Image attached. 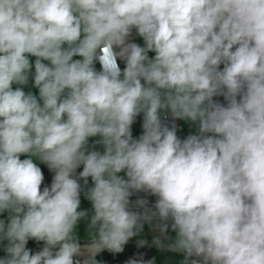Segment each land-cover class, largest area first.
Listing matches in <instances>:
<instances>
[{
    "label": "clouds",
    "instance_id": "obj_1",
    "mask_svg": "<svg viewBox=\"0 0 264 264\" xmlns=\"http://www.w3.org/2000/svg\"><path fill=\"white\" fill-rule=\"evenodd\" d=\"M134 29L143 47L129 41ZM29 55L42 104L19 87ZM176 119L198 132L180 139ZM97 136L102 153L89 150ZM36 160L54 172L43 190ZM140 192L155 203L130 200ZM4 212L0 264H101L145 224L181 264H264V0H0ZM29 239L43 249L33 254Z\"/></svg>",
    "mask_w": 264,
    "mask_h": 264
},
{
    "label": "crops",
    "instance_id": "obj_2",
    "mask_svg": "<svg viewBox=\"0 0 264 264\" xmlns=\"http://www.w3.org/2000/svg\"><path fill=\"white\" fill-rule=\"evenodd\" d=\"M129 41L130 42H134L139 44L140 46H144V41L141 37L136 35L135 29L133 30L132 35L129 37ZM149 58H153L155 56L154 52H149L148 53ZM30 63L32 65L31 68V72L29 75V80L27 85H23V86H19V85H13V89H15L16 87H23V90L27 93V92H31L33 95H35L39 101V89L36 88L34 86V72H35V68H34V64H35V60L36 57L29 55L28 56ZM73 59H81V57L76 56ZM45 64H48V61H42ZM120 63L125 66L124 61L120 60ZM95 68L96 70L98 69V64L97 62L95 63ZM221 98L222 96H217L214 97V100L218 101L221 103ZM42 104V101H39ZM142 123H143V114L141 113L140 115H138L136 117L135 122L132 125L131 131H132V136L134 139H138L139 136L142 134L143 129H142ZM178 135V134H177ZM179 137L184 138L182 135H178ZM100 137H90L89 141H88V145H89V150H96L99 152H103L104 151V147L102 144H95L96 140H99ZM95 144V147L93 148V145ZM27 158L26 156H21V159H25ZM38 166L41 168L42 172H43V176H44V180L42 182L41 185V190H43L44 187H50L51 183H52V179L54 176V172H52L48 166L44 163H41L39 160L35 161ZM83 170V166L81 165L78 169H76V173L75 175L78 177L79 173ZM121 175L123 176L124 173H121ZM79 183L82 186L83 191L81 192V205H80V210H86L88 212V217L84 220H81L79 222V224L77 225V235L79 237V241L80 243L83 245L85 243L88 242L89 240V236H88V223L90 222V218L91 215L93 214V209H92V204L91 201H89L85 195H84V191H87L88 188L94 186L93 182L91 180V178H88V184L84 185V181L81 179L79 180ZM8 213L4 212L2 214H0V220H4L6 223L8 221ZM173 234V231L171 232ZM140 240H147V230L146 232L142 235V237L138 238V239H130L128 241V243L124 246V250L122 252L119 253H112L109 252L107 250H104L102 252H100L97 256H96V260L101 262V264H128V262L132 259H139V256L141 254H146L149 256V261L150 260V251L152 250L151 248H148L146 245L144 246H139V241ZM130 242H136L137 244H131ZM7 244V241H4L3 243H0V258H4L7 253L5 251V246ZM26 247L28 249L31 250V252L34 254L40 250L43 249L44 247V242L43 241H36L34 239H29ZM76 259H81L83 260L84 257H76Z\"/></svg>",
    "mask_w": 264,
    "mask_h": 264
},
{
    "label": "rangeland",
    "instance_id": "obj_3",
    "mask_svg": "<svg viewBox=\"0 0 264 264\" xmlns=\"http://www.w3.org/2000/svg\"><path fill=\"white\" fill-rule=\"evenodd\" d=\"M198 126L190 121L179 119L177 124V134L186 138L190 134H196ZM153 233H147V241H152ZM169 237H175V232L171 233ZM150 260L154 264H181L183 260V253L173 252L167 248L159 249L157 247L150 251Z\"/></svg>",
    "mask_w": 264,
    "mask_h": 264
},
{
    "label": "built area",
    "instance_id": "obj_4",
    "mask_svg": "<svg viewBox=\"0 0 264 264\" xmlns=\"http://www.w3.org/2000/svg\"><path fill=\"white\" fill-rule=\"evenodd\" d=\"M118 62V64H119V67L121 68V70H123V68L125 67V66H123L121 63H120V60H118L117 61ZM97 64H98V69H97V71H100L101 70V64L99 63V61H97ZM223 68V65H221V69ZM221 104H227V101L224 99V97L222 96V98H221ZM165 116H167V119L168 120H171L172 118H171V116H170V114H162V119H164V117ZM178 122H179V119H176L175 120V123H176V125L178 124ZM179 137V136H178ZM180 139H184V138H182V137H179ZM125 175V174H124ZM126 178V177H125ZM80 197H81V195H80ZM138 198H145V199H147L148 200V202H149V204H148V206L149 207H151L154 203H155V201H156V199H157V197H155V196H153V195H149V194H146V193H143V192H140V193H136V194H134L132 197H130V200L131 201H133V202H135ZM170 223V222H169ZM147 226H148V228H147V233H153L154 234V236H156V235H159V232L158 231H153V229L147 224ZM171 232H172V230H171V228H169V231H168V236H170V234H171ZM131 244H137L136 242H130ZM146 246L148 247V248H151V249H153V248H155L156 246L154 245V244H152V241H147V244H146Z\"/></svg>",
    "mask_w": 264,
    "mask_h": 264
},
{
    "label": "trees",
    "instance_id": "obj_5",
    "mask_svg": "<svg viewBox=\"0 0 264 264\" xmlns=\"http://www.w3.org/2000/svg\"><path fill=\"white\" fill-rule=\"evenodd\" d=\"M147 228H148V226H147V224H145L144 228H143V231L140 233V235L137 236V237H134L133 239H138V238L142 237V235L146 232Z\"/></svg>",
    "mask_w": 264,
    "mask_h": 264
},
{
    "label": "flooded vegetation",
    "instance_id": "obj_6",
    "mask_svg": "<svg viewBox=\"0 0 264 264\" xmlns=\"http://www.w3.org/2000/svg\"><path fill=\"white\" fill-rule=\"evenodd\" d=\"M143 259L144 261H149V256L148 255H144V254H141L140 256H139V259Z\"/></svg>",
    "mask_w": 264,
    "mask_h": 264
}]
</instances>
